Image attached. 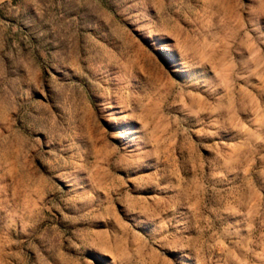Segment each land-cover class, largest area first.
Segmentation results:
<instances>
[{
  "label": "rangeland",
  "instance_id": "obj_1",
  "mask_svg": "<svg viewBox=\"0 0 264 264\" xmlns=\"http://www.w3.org/2000/svg\"><path fill=\"white\" fill-rule=\"evenodd\" d=\"M0 264H264V0H0Z\"/></svg>",
  "mask_w": 264,
  "mask_h": 264
}]
</instances>
